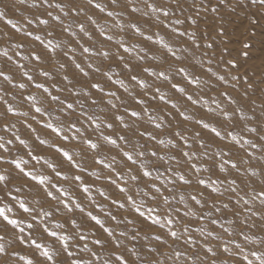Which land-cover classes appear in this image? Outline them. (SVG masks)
I'll return each mask as SVG.
<instances>
[{"label": "snow or ice", "instance_id": "1", "mask_svg": "<svg viewBox=\"0 0 264 264\" xmlns=\"http://www.w3.org/2000/svg\"><path fill=\"white\" fill-rule=\"evenodd\" d=\"M186 3L31 0L38 12L26 29L0 11L11 25L0 31V264H19L21 251L31 257L27 264H264V227L248 234L264 222V108L257 114L252 106L232 107L235 100L226 108L210 94L211 77L201 76L211 67L201 72L188 48L175 43L187 35L201 46L194 32L178 27ZM208 3L189 6L217 13ZM251 4L264 10V0ZM225 75L217 82L227 83ZM197 91L215 107L189 130L194 115L169 93L195 106ZM153 100L172 111L150 112ZM18 124L31 133L42 125L55 139L22 138ZM42 146L47 151L38 152ZM85 173L96 181L87 183ZM101 180L107 183L97 195L118 209L127 205V215L93 197ZM141 240L149 243H133Z\"/></svg>", "mask_w": 264, "mask_h": 264}, {"label": "rangeland", "instance_id": "2", "mask_svg": "<svg viewBox=\"0 0 264 264\" xmlns=\"http://www.w3.org/2000/svg\"><path fill=\"white\" fill-rule=\"evenodd\" d=\"M195 2L197 5L203 4L204 9L209 7L208 0H195ZM30 3L31 0H27L25 4H21L19 0H0V11H4L6 17L12 19L13 23L17 24L18 27L26 29L27 19L32 18L38 12L37 9L29 8ZM192 3L193 0H187L185 11L182 13L179 11L177 12V15L184 21L183 24L178 27L181 31L187 28L189 32H194L196 43L201 46L200 48H196L187 35L182 39H176L175 43L178 45L183 44L184 47L188 48L187 55L190 61L197 64L201 72H207V69L211 67L212 73L216 75L213 76L212 73H208L206 76L202 75L201 79L209 80V77H211L209 84L214 85V90L211 91L210 94L214 96L216 100H223L224 107H229L231 105V100H235L236 104L231 105L232 107L239 106L247 109L249 106H252L257 114H260L261 109L264 108V10H262V6L251 4V0H226L224 5H219V0H211L212 6H218V12L212 13L211 11H204L203 9L198 10L197 8L190 7L189 5ZM91 14L92 13L89 12V15ZM125 16L129 20H135L139 14H135L131 17L125 14ZM185 17H187V19H185ZM193 20L196 21L195 24L192 23ZM33 27H35V25H33ZM10 29L11 25H6V19H0V31L7 33ZM12 31L14 32L15 30L12 29ZM20 35H23V32H21ZM133 35L135 34L133 33ZM161 35H163V33H161ZM154 39H156V37H154ZM165 41H168V37H165ZM185 41H187V43H185ZM208 44H211L212 47L208 48ZM245 45H248V47H245ZM139 47H143V45H139ZM209 60L211 64L208 63ZM229 61H233V65H230L228 63ZM107 65L108 62H105L102 66V70H107ZM118 71V68L113 67L109 75H113L114 72ZM189 71H191V69H189ZM225 73L227 74L225 75ZM220 75H225L227 83L224 81L217 82V77ZM233 76H236L237 79L233 80ZM115 78L116 77L113 75V79ZM93 79H101L100 74L95 75ZM181 79V77H177L174 82H178ZM129 87H131V85ZM121 92H123V89H121ZM219 92H227L229 94L221 97L217 95ZM119 94L120 93H118V95ZM169 94L173 95L174 99L178 100L181 110L186 109L189 114L194 115L193 121L187 125L189 130H198L195 128V119L203 116L208 106L215 107L212 101H208L207 104L203 103V101L208 100V97L202 95L200 91H197L193 96L194 99L198 96L202 97L201 103L195 106L190 102H186L184 98L180 97V94ZM158 103L160 104V108H157ZM147 105H150V112H159L161 108H163V102H158L156 100L146 102V106ZM201 109H203V111ZM163 111H172L171 105L167 108H163ZM173 115H175L174 112ZM167 118L171 119V117ZM173 123H175V121H173ZM146 126L149 128L154 127V125L151 124ZM17 127H20V125L18 124ZM33 127H37L36 133H31L26 127H20V132L18 134L21 135L22 138L40 135L42 139H48L49 143L55 139V137H50L48 135V131L44 130L42 125L37 126L33 124ZM116 131H119V129H116ZM35 143L38 144L39 142L36 141ZM37 151L45 152L47 151V146L39 147ZM46 158L49 159L50 162L53 161V156L50 153ZM252 163L255 164L256 161ZM37 170L41 172L44 171L39 165H37ZM84 179L87 183L92 184L96 181V176H89L88 173H85ZM106 183V181L101 180L97 182L92 189V195L98 202L104 203L103 198L97 195L96 188H100ZM103 190L110 195L116 192L115 189H109L107 187H104ZM25 191H27V189H25ZM192 192L195 194L194 188ZM86 195L87 194H85V196ZM205 195L207 196V193H205ZM76 196L83 199L86 205L89 203L85 197H81L79 191L76 192ZM104 206L106 210L113 211L114 214H128L127 205L125 209H118L107 203H104ZM191 207L192 205L190 204L189 208ZM233 207L234 204H229L230 209ZM236 209L239 210V206H236ZM96 212H99V209H96ZM228 215L231 216V213ZM57 216H59V213H57ZM246 218L247 217L241 213L240 219L243 220ZM258 220V217L249 219V226ZM220 222L223 223V221ZM237 223H239V221H237ZM204 224L209 228L219 227L218 225H209L208 221H204ZM225 227L235 228V225L226 224ZM247 227L248 226H246V228ZM261 227H264V222H258L257 227L253 228L251 232L248 233L250 238L253 236V233H259ZM143 230L145 232L151 231L148 228H144ZM219 230L221 232L223 231V229ZM149 241H151V237H149ZM149 241L141 240L133 243H142L146 245ZM152 243L155 244L159 242L153 241ZM173 246L179 247V245ZM249 247H252V245H249ZM137 250L143 252L147 251L146 248H138ZM21 257H23V259H21ZM30 258L31 257L26 255L24 251L19 252V254L14 257L15 260H19V264H27ZM148 259H151V257H148ZM236 259L239 260V257ZM228 264H232V261H228Z\"/></svg>", "mask_w": 264, "mask_h": 264}]
</instances>
